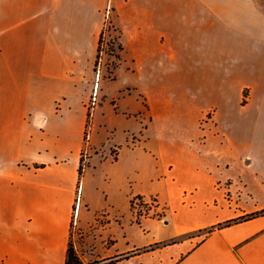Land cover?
Wrapping results in <instances>:
<instances>
[{
  "label": "crops",
  "instance_id": "obj_1",
  "mask_svg": "<svg viewBox=\"0 0 264 264\" xmlns=\"http://www.w3.org/2000/svg\"><path fill=\"white\" fill-rule=\"evenodd\" d=\"M108 11L122 46L117 68L123 57L126 71L145 76L148 110L117 148L95 142L96 106L94 151L79 178L83 80ZM210 111L217 129L231 125L251 143L241 178L255 185L229 212L197 126ZM151 196L165 220L138 223L131 199ZM262 211L264 0H0V264H64L71 240L84 264H264V214L223 226Z\"/></svg>",
  "mask_w": 264,
  "mask_h": 264
},
{
  "label": "rangeland",
  "instance_id": "obj_2",
  "mask_svg": "<svg viewBox=\"0 0 264 264\" xmlns=\"http://www.w3.org/2000/svg\"><path fill=\"white\" fill-rule=\"evenodd\" d=\"M103 36L101 39V55L99 60H97L93 71L90 72L84 83V92L82 95V105H79L81 110L86 112V117H84V130H83V148L81 153L82 166L83 168L88 165V157L94 151V149L88 143L90 140V134L92 132V111L96 106L101 104L102 117L100 114H96L95 117V129L93 135H95V142L102 143L106 146L107 139H110L117 148L124 146L126 142H129L128 135L141 130L144 127L143 119L139 118L143 115L145 109L148 110V104L146 102V96L142 91H148L150 85L145 79L143 74L131 73L126 71L124 58L120 60V66H118V59L116 56L120 52L118 50L119 45V32L113 26L111 13H106ZM95 81V80H98ZM98 83V90L93 91V85ZM139 89V90H138ZM97 92L96 99H92V93ZM247 92H243L242 104H245V97ZM107 97V100H105ZM93 100V102H92ZM104 100V101H103ZM95 101V102H94ZM94 103V104H93ZM117 103L118 110H113V105ZM58 108V106H57ZM115 109V108H114ZM124 113H130L131 117L125 116ZM139 116V117H138ZM134 117V118H133ZM146 119L145 124L149 122L148 115L144 117ZM200 130H206V137H208L210 147H212L211 154L215 155V163L217 166L216 173H220L221 177L218 179L214 185L213 189L215 191H222L224 195V201L226 210H232L237 208V204L242 202V200L249 199V193L246 189V183L254 186V179L251 183L244 182L243 169L248 168V164L252 161V156L250 147V139L247 142L238 141L232 132L230 131V126L225 127L224 130H219L216 127V122L211 117V111L206 113L197 124ZM160 123L156 122L151 129H149L148 134L155 138V134L160 130ZM144 131V129H142ZM238 142V143H237ZM106 149V147L104 148ZM97 152V150H95ZM256 161L253 162L255 166ZM143 167L148 173L152 172L151 162L147 159L143 161ZM231 170H236L239 174L238 179H233L229 176ZM246 170V171H247ZM250 173V171H247ZM146 176H142L141 188L145 190L148 183L145 180ZM133 172H131V177ZM243 177V178H241ZM218 178V177H217ZM251 180V179H250ZM79 196V192L76 194V199ZM139 198V199H137ZM133 197V204L131 207L132 215L135 221L140 223V220L144 218H157L159 220H165L166 216V206L159 203L157 197L151 196L144 200L141 197ZM75 199V201H76ZM98 198L94 196V202L98 203ZM229 212V211H228ZM249 215L233 219L239 221L246 218ZM230 220V221H233ZM226 223V222H224ZM209 229L208 231H210ZM78 230L74 222V207L72 212L71 221V235L77 234ZM71 245L73 241L71 240ZM108 262L92 261L89 264H107Z\"/></svg>",
  "mask_w": 264,
  "mask_h": 264
},
{
  "label": "trees",
  "instance_id": "obj_3",
  "mask_svg": "<svg viewBox=\"0 0 264 264\" xmlns=\"http://www.w3.org/2000/svg\"><path fill=\"white\" fill-rule=\"evenodd\" d=\"M103 30H102V33L100 34V39H99V42H98V48H97V54H96L95 64H96L97 60H99V57L101 55V45L100 44H101V39H102L103 32H104ZM118 50H119V52H121V50H122V46H121L120 43L118 45ZM116 58L119 60L120 59L119 55L116 56ZM95 64H94V66H95ZM83 174H84V168L82 166V158H81L80 159V165H79V168H78V176H79V178H81L83 176ZM135 198H137V197H135ZM137 199H139V198H137ZM132 200H134V199H131V207H132V204H133V201ZM260 214H264V211L251 214V215L247 216L245 219L246 220L247 219H251V218L256 217V216H258ZM235 222H237V221H235V220H233V221H227L226 223L223 224V226H228V225H230L232 223H235ZM143 250H148V248H144ZM64 264H84L80 260V258L78 257V255H77V253H76L73 245H71V244H69V246H68V249H67V252H66V259H65V263Z\"/></svg>",
  "mask_w": 264,
  "mask_h": 264
},
{
  "label": "built area",
  "instance_id": "obj_4",
  "mask_svg": "<svg viewBox=\"0 0 264 264\" xmlns=\"http://www.w3.org/2000/svg\"><path fill=\"white\" fill-rule=\"evenodd\" d=\"M96 95H97V92H93L92 93V99L93 100L96 99ZM93 100H92V102H93ZM79 207H80V197L78 196L77 199H76V201L74 202V222L77 219Z\"/></svg>",
  "mask_w": 264,
  "mask_h": 264
},
{
  "label": "bare ground",
  "instance_id": "obj_5",
  "mask_svg": "<svg viewBox=\"0 0 264 264\" xmlns=\"http://www.w3.org/2000/svg\"><path fill=\"white\" fill-rule=\"evenodd\" d=\"M98 80H99V79H98ZM98 80H95V81H98ZM97 87H98V85H97V84H94V85H93V91L96 90Z\"/></svg>",
  "mask_w": 264,
  "mask_h": 264
}]
</instances>
